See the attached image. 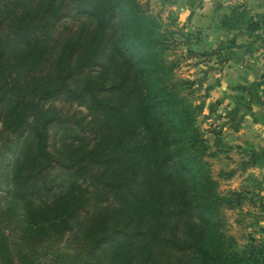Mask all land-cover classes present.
<instances>
[{"label": "trees", "instance_id": "obj_1", "mask_svg": "<svg viewBox=\"0 0 264 264\" xmlns=\"http://www.w3.org/2000/svg\"><path fill=\"white\" fill-rule=\"evenodd\" d=\"M162 36L138 0H0V264H264L226 231L240 197ZM55 100L90 119L64 126Z\"/></svg>", "mask_w": 264, "mask_h": 264}, {"label": "rangeland", "instance_id": "obj_2", "mask_svg": "<svg viewBox=\"0 0 264 264\" xmlns=\"http://www.w3.org/2000/svg\"><path fill=\"white\" fill-rule=\"evenodd\" d=\"M138 1L160 24L161 48L174 74L187 81L202 160L218 191L240 197L224 210L227 233L236 248L264 244V19L251 25L252 32L230 36L223 15H208V8L216 9L207 7L212 0ZM48 104L64 126L90 119L76 103ZM61 128H51L53 152Z\"/></svg>", "mask_w": 264, "mask_h": 264}, {"label": "crops", "instance_id": "obj_3", "mask_svg": "<svg viewBox=\"0 0 264 264\" xmlns=\"http://www.w3.org/2000/svg\"><path fill=\"white\" fill-rule=\"evenodd\" d=\"M208 15L211 14L223 15L227 23H231L229 29L231 35L240 34V30L246 32L247 30L252 32L251 28L253 23L258 24L260 20L264 19V0H212V3L207 7ZM221 16V17H223ZM238 31L237 33L235 31Z\"/></svg>", "mask_w": 264, "mask_h": 264}]
</instances>
